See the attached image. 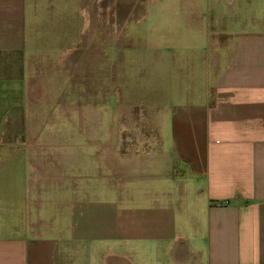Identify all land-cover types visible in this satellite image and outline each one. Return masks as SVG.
<instances>
[{"label": "crops", "instance_id": "obj_1", "mask_svg": "<svg viewBox=\"0 0 264 264\" xmlns=\"http://www.w3.org/2000/svg\"><path fill=\"white\" fill-rule=\"evenodd\" d=\"M204 1L197 63L168 90L169 149L112 159L121 186L78 167L66 211L0 190V264H264V0ZM44 2L0 0V148L27 132Z\"/></svg>", "mask_w": 264, "mask_h": 264}, {"label": "rangeland", "instance_id": "obj_2", "mask_svg": "<svg viewBox=\"0 0 264 264\" xmlns=\"http://www.w3.org/2000/svg\"><path fill=\"white\" fill-rule=\"evenodd\" d=\"M47 1L54 9L42 14L39 50L31 57L27 132L0 148V190L28 191L33 213L38 201L69 209L78 167L91 172L95 187L101 171L121 186L126 176L112 159L169 149L170 112L181 103L170 102L168 90L197 63L206 23L203 0ZM69 39L71 52L62 49ZM103 264L128 263L109 256Z\"/></svg>", "mask_w": 264, "mask_h": 264}]
</instances>
